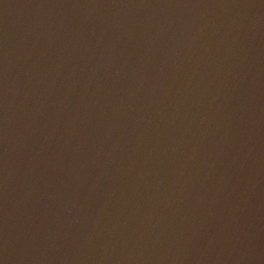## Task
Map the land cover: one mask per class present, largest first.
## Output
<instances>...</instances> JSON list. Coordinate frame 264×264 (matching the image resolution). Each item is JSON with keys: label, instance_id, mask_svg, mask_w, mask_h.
<instances>
[{"label": "water", "instance_id": "obj_1", "mask_svg": "<svg viewBox=\"0 0 264 264\" xmlns=\"http://www.w3.org/2000/svg\"><path fill=\"white\" fill-rule=\"evenodd\" d=\"M0 264H264V0H0Z\"/></svg>", "mask_w": 264, "mask_h": 264}]
</instances>
